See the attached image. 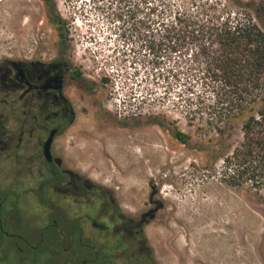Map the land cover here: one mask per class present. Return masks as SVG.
<instances>
[{
	"label": "rangeland",
	"instance_id": "rangeland-1",
	"mask_svg": "<svg viewBox=\"0 0 264 264\" xmlns=\"http://www.w3.org/2000/svg\"><path fill=\"white\" fill-rule=\"evenodd\" d=\"M257 2L0 0V59H63L96 89L84 94L94 109L79 115L66 157L132 213L158 209L146 232L159 264H231L218 235L236 236L234 224L239 264H264V191L223 180L241 133L223 141L211 115L216 84L204 77L211 46L202 38L209 21L254 15L241 7ZM36 215L33 234L20 232L32 242L48 221ZM46 254L42 244L33 264Z\"/></svg>",
	"mask_w": 264,
	"mask_h": 264
},
{
	"label": "flooded vegetation",
	"instance_id": "flooded-vegetation-1",
	"mask_svg": "<svg viewBox=\"0 0 264 264\" xmlns=\"http://www.w3.org/2000/svg\"><path fill=\"white\" fill-rule=\"evenodd\" d=\"M82 76L63 59H0V264H33L42 244L39 264H159L146 232L158 209L132 213L66 157L79 115L94 109ZM39 212L48 221L32 242L20 232L33 234Z\"/></svg>",
	"mask_w": 264,
	"mask_h": 264
},
{
	"label": "trees",
	"instance_id": "trees-1",
	"mask_svg": "<svg viewBox=\"0 0 264 264\" xmlns=\"http://www.w3.org/2000/svg\"><path fill=\"white\" fill-rule=\"evenodd\" d=\"M254 15L209 21L203 39L206 53L205 79L214 86L211 115L225 142L238 130L241 141L224 156V182L231 187L249 185L264 191V0L241 7ZM60 24V22L58 23ZM178 140L187 136L177 132ZM218 147H212L215 152ZM1 253V251H0ZM7 254V253H5ZM5 254L0 256L6 257Z\"/></svg>",
	"mask_w": 264,
	"mask_h": 264
},
{
	"label": "bare ground",
	"instance_id": "bare-ground-1",
	"mask_svg": "<svg viewBox=\"0 0 264 264\" xmlns=\"http://www.w3.org/2000/svg\"><path fill=\"white\" fill-rule=\"evenodd\" d=\"M145 157H146V155L142 153L140 158H143L144 159ZM141 164H142V161H140L138 163L139 166ZM134 165L137 166V164H133V166ZM208 209L210 211H214V209L212 207H210ZM223 209L224 208L222 207V208L216 210V217H219V216L222 215ZM198 222L204 223L205 221H201L200 220ZM231 224H234V223L232 222ZM231 226H233V225H231ZM234 226H235V229L237 230V232H236L237 235L236 236L233 237V236H230V235H227V236L218 235L219 238L222 239V241H220V243L222 245H220V253L219 254L223 255L225 252H226V254L228 252V255H230V257H227V258L225 257L224 258V261L225 262H228V263H231V264H239L240 262H243V260H242V253L239 254V255H236L235 254V252H234L235 251L234 250V244L235 243H239V244L241 243L242 244V242H243L244 239H242V237H241V233L239 232L238 226L236 224H234ZM200 235H204V236H207L208 235L209 236L210 234L207 233L206 231H203V232L200 233ZM207 255H208V253H206V256ZM244 264H248V263L244 262Z\"/></svg>",
	"mask_w": 264,
	"mask_h": 264
},
{
	"label": "water",
	"instance_id": "water-1",
	"mask_svg": "<svg viewBox=\"0 0 264 264\" xmlns=\"http://www.w3.org/2000/svg\"><path fill=\"white\" fill-rule=\"evenodd\" d=\"M50 140L47 142L46 146H45V155L48 159H50Z\"/></svg>",
	"mask_w": 264,
	"mask_h": 264
}]
</instances>
